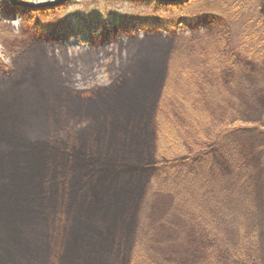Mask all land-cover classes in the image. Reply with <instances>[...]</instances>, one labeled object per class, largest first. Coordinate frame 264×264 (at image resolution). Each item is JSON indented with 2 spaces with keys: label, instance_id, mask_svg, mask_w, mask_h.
I'll return each instance as SVG.
<instances>
[{
  "label": "trees",
  "instance_id": "1",
  "mask_svg": "<svg viewBox=\"0 0 264 264\" xmlns=\"http://www.w3.org/2000/svg\"><path fill=\"white\" fill-rule=\"evenodd\" d=\"M117 1L138 2L146 8L181 7L172 0ZM5 5L7 16H16L12 7L21 8L24 18L29 12L36 19L56 14L51 10L55 5L34 9L0 0V10ZM109 20L115 27L127 21L116 13ZM134 21L144 25L149 19ZM153 22L158 30L203 26L217 33L200 36L196 45L188 41L189 45L179 42L176 47L172 39L159 34L134 40L131 52L112 69L111 85L88 91L93 96L86 99L87 91L77 90L70 81V69L53 63L45 47L29 52L18 69L0 62V264H45L53 246L68 239H77L66 249L73 250L82 264H88L83 258L102 248H109V254L124 264L117 246L98 239L86 222L72 215L69 206L75 193L96 171L135 169L142 159L150 158L146 142L150 109H155L154 156L161 165L194 161L195 139L218 130L214 116L227 129L231 113L224 106L229 105L232 91L245 95V82L251 81L248 68L262 70L255 61L264 54V0H221L218 7L211 3L196 17ZM104 28L105 14L97 9H86L68 20L33 24L48 39L45 43L69 38L92 43L94 34H102ZM29 96L34 98L31 107L22 109ZM13 104L16 109L10 108ZM243 104L247 99L237 102ZM82 149L89 156H82ZM198 150V156H206L203 146ZM117 242L127 248L128 242ZM132 260V264H150L137 251Z\"/></svg>",
  "mask_w": 264,
  "mask_h": 264
},
{
  "label": "rangeland",
  "instance_id": "2",
  "mask_svg": "<svg viewBox=\"0 0 264 264\" xmlns=\"http://www.w3.org/2000/svg\"><path fill=\"white\" fill-rule=\"evenodd\" d=\"M21 1L34 4L35 9L56 0ZM66 1L68 3H58L51 8L56 14H41L38 19L31 12L24 18L18 7L10 8L16 16H7V6H2L0 62L10 70L18 69L27 61L29 52L45 47L53 63L70 69L68 74L74 87L87 91L83 95L85 99L93 96L88 91L111 85L115 74L112 69L131 52L134 40H150L159 34L172 39L176 47L179 42L188 44V41L196 45L200 36L217 33L203 26L158 30L155 27L158 23L153 21L189 14L196 17L205 12L209 4L215 8L221 2L172 0L181 7L161 9L146 8L138 2L120 4L117 0ZM86 9H97L105 14L102 34L93 33L90 44L79 38L45 43L48 39L33 29L34 23L68 20L81 16ZM114 13L127 21L118 27L110 24L109 18ZM137 17H146L149 21L138 25L134 21ZM40 40L45 44H38ZM255 62L261 63L258 67L262 70L248 68L247 76L251 81L245 82V95L234 89L227 101L229 105L224 106L231 113L227 129L226 124H221L214 116L218 130L195 139L194 161L183 166H165L157 161L154 156L155 109H150L147 113L150 131L146 139L150 144V158L142 159L135 169L96 171L85 187L75 193L69 206L72 215L86 222L91 234L99 236L98 239L110 243V247L117 246L124 256V264H132L136 251L150 264H264V74H260L264 72V54ZM32 98L29 96L21 108L31 107ZM246 99L247 104L237 106V102ZM14 104L10 108L16 109ZM208 110L216 113L213 107ZM212 118L210 115V120ZM201 146L208 149L205 157L198 156ZM87 152L82 149V156H89ZM82 162L85 164L84 159ZM117 240L128 242L127 248L118 246ZM76 241L68 239L58 247L54 245L55 251L48 253L45 264H82L73 250L66 249L70 244L72 248ZM84 260L88 264H119L115 256L109 254V248L97 250Z\"/></svg>",
  "mask_w": 264,
  "mask_h": 264
},
{
  "label": "water",
  "instance_id": "3",
  "mask_svg": "<svg viewBox=\"0 0 264 264\" xmlns=\"http://www.w3.org/2000/svg\"><path fill=\"white\" fill-rule=\"evenodd\" d=\"M12 4H16V5H20V6H26V7H33L34 4H31L30 2H24V1H21V0H9ZM66 0H56V1H53V2H48L46 3L44 6H50V5H55V4H58V3H62Z\"/></svg>",
  "mask_w": 264,
  "mask_h": 264
}]
</instances>
